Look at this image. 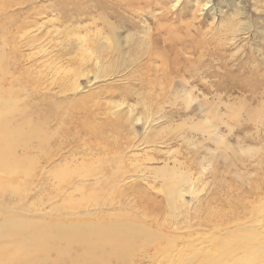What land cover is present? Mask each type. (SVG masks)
I'll return each instance as SVG.
<instances>
[{"label":"rangeland","instance_id":"1","mask_svg":"<svg viewBox=\"0 0 264 264\" xmlns=\"http://www.w3.org/2000/svg\"><path fill=\"white\" fill-rule=\"evenodd\" d=\"M204 1L179 5L180 20L157 31L145 15L160 10L145 0H0V208L32 221L0 252L28 264H180L261 222L250 221L264 216V0H210L202 12ZM128 32L122 56L106 39ZM169 32L176 42L162 40ZM116 218L145 223L162 246L182 238L183 255L153 261L134 238L129 254L107 257L93 238L49 228Z\"/></svg>","mask_w":264,"mask_h":264},{"label":"bare ground","instance_id":"2","mask_svg":"<svg viewBox=\"0 0 264 264\" xmlns=\"http://www.w3.org/2000/svg\"><path fill=\"white\" fill-rule=\"evenodd\" d=\"M186 1L188 3V0H145V2L147 4L150 3V4L154 5L156 8H159V10H160V12H157V14H153V13H151V11H149V10L152 9V7H149L148 8V11H147V13L145 15V20L149 24H151V23L156 24L157 23V25L155 26V28H156L157 31H159V30L167 27V25H170L171 23L174 24L179 19V17L182 16V13L184 11L182 8L184 7V9H185V6L186 5H188V6H186V8L192 7L191 9L194 12V8H195V6L197 7V5L199 6L198 1H200V0H196V2H194L195 1L194 0L193 2L195 3V5L192 4V2H191L192 0L190 1L191 4H189V3L187 4ZM209 1L210 0H206L203 3L201 2L202 4L200 5L199 10L202 11L203 7L207 3H209ZM167 3H169V4L171 3V4L169 6H166ZM126 4H129V2L126 1ZM179 5H183V7L179 11H177L176 9H177V7ZM129 6H130V4H129ZM126 10H129V9L126 7ZM186 12H187V10H186ZM168 14H174V15L172 16V21L170 23H167L165 25V24H163L160 21V19L161 20L166 19V17L168 16ZM178 25H179V22H178ZM152 26H153V24H152ZM183 26H185V24ZM173 27L174 26H172V27L170 26L169 29H172ZM186 29H187V27H186ZM167 30H168V28H167ZM184 30H185V28H184ZM176 31H177V29H176ZM193 31L194 30H192V32ZM170 32L162 40L166 41V39L169 38L170 41H173V40L175 41V38L176 37H173L170 34ZM202 32H201V34H202ZM154 33H155V31H154ZM160 33H162V32H160ZM142 34H143V37L144 38L147 37L149 39L150 38V29L143 28L142 29ZM156 35L153 34V36H156ZM197 35H199V33ZM111 38H112V42H109L111 40ZM158 38H159V36H158ZM132 40H133V36L131 35L130 32H128L123 37H119V35H116V37H115V36L112 35L110 37V39L109 38L106 39L107 42H109L110 44H112L114 50H117L116 52L119 51V53L122 56H125L126 55L125 53L127 52V51L125 53L124 52H121L122 46H125V45L130 44ZM135 40L139 41L138 39H135ZM153 40H154L153 41L154 47L160 49L161 46H162L163 41H160V39H156V37ZM189 40L190 39H188L187 41H189ZM122 41H123V44H121ZM192 41H194V40H192ZM142 42L145 43L146 41L145 40H142ZM160 42H162V43H160ZM207 43H209V42L207 41ZM145 45H146V43H145ZM164 45H166V47H167V43H164ZM170 46H169V48H170ZM179 47H183V46H180V44H179ZM162 48H161V50H162ZM173 48H175V47H173ZM130 49H132V48H130ZM147 50H148V48H147ZM198 50H197V52H198ZM170 51H171V49H170ZM178 51H179V49H178ZM154 52L157 54L156 50ZM183 52H184V50H183ZM155 53H152V50H151V54L155 55ZM163 53H161L162 56H163ZM166 53H168V51H166ZM166 53H164V55ZM166 64H165V66H166ZM163 66L164 65H162L160 67H163ZM160 70H163V69L160 68ZM164 70H166V69H164ZM4 147L5 148L0 149V165H2L3 167H5L7 165L6 163H4V162H6V160L3 157L5 156V153L8 150V148L10 147L9 140L4 145ZM173 187H175V186H173ZM168 194H169V196L171 194H173L172 185L168 186ZM180 195L181 194H179V196ZM168 199H169V197H168ZM0 211H1V214L3 213L2 214L3 215V220L0 222V239L1 240H3L2 238H4V237H12V236L13 237H21L24 233H26L25 230L29 226H31V224H32V221L29 218H25V217L21 216L20 214H17V215L16 214H12V213H10L8 211V208L5 207V206H2L0 208ZM257 212H258V210H254V218L250 222L251 223H254L257 220L258 221L260 220L261 222L258 223V225H256V226H253V224L252 225H249L247 227V229L243 232L244 233V236L243 237H245V238H242V239H241V237H236V238H230V237H228L227 239L221 238L220 241L219 240L214 241L212 245H211V242H210V245L209 246L208 245H204L203 247L197 248L195 250L193 249L194 253L193 254L191 253L193 256H189L188 255L189 257H181L182 259L180 258L181 259L180 264H193L192 262H193V260H195L194 255L202 258V260L198 264H228V263H226L227 261H229V263H230V261H232L231 264H235L234 262H236V264H264V242L259 241L261 235H260V233H258V230H259V232L260 231H264V223H263L264 222V216H262L261 214L260 215L259 214L256 215ZM126 214H128V213H126ZM115 216H117V215H115ZM128 216H129V214H128ZM152 216H154V215H152ZM107 217H106V219H107ZM36 219L42 220L41 217H38ZM103 220H104V218H103ZM141 221H143V220H141ZM80 222L81 221L77 220V221H74V222L70 223L68 226H71V227H69V228H67L66 230H63V231H61L58 227L51 228V226H50L49 228H50V231H56L55 232V234H56L55 236H56L57 239L62 238V239H65L66 240L67 239L66 236H71L75 241L81 240V238H82V240L83 239H88V240H91L92 241L91 238H93L94 239L93 240L94 243L90 246V250H93V251L99 253L100 255L107 256V257L114 256V258H121L124 255L129 254L128 253V246H127V244L130 243V242H132L134 238H136L137 240H139L140 238H145V240L147 242H149V244L147 243L148 245L147 244H146V246L144 245L146 247V249L144 250V253H143L144 255H142V257L150 258L153 261L160 254L161 255L162 254L165 255L166 259L169 261V258H171V256L173 254L174 255L175 254L181 255L182 254L181 252L184 251L182 248L181 249L174 248V246H175L174 245L175 240H179L180 238H177V237L175 238L173 236L170 237V235H169V237H167V236H165L166 234H163L161 232L162 233V236L164 235L166 237V241H167V245L162 246L161 243L158 242L159 240L156 241V239H155V238H157V236H161L160 234H158L159 232L156 233V231H155V233H153L150 230V228L147 229L145 227L146 224L143 223V222H138V223L135 222V223H132L131 221L129 222V221H126L124 219H117L116 218L115 220L108 221L107 222L108 225L106 226V228H103V226H101V224H103V221H102V223L101 222H95V221L94 222H89V223L88 222H85V224H81ZM36 223H38V222L36 221ZM97 224H100V225H97ZM155 224H156V222H155ZM77 225L86 226V229H88L87 232L85 233V236L84 237H82L83 234H77L78 229L76 227H74V226H77ZM149 226H151V225H149ZM155 235H157V236L154 237ZM230 236H232V235H230ZM101 239H105L104 242ZM148 249L149 250H152V252L149 253L147 251ZM146 252H148V253H146ZM0 257L7 259V263L6 264H28L30 261L34 260L32 258H29V257H27V258H25L23 260L20 259L19 257L15 258L14 256H12V252H9L7 254H5L4 252H0ZM140 261H141V259H140ZM103 263H105V262H103Z\"/></svg>","mask_w":264,"mask_h":264}]
</instances>
